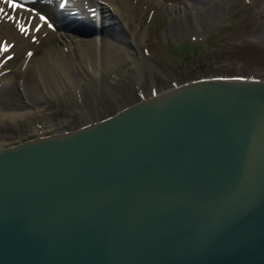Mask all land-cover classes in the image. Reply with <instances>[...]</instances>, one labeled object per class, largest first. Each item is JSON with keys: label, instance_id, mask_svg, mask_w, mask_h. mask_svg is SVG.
I'll return each instance as SVG.
<instances>
[{"label": "water", "instance_id": "95a60500", "mask_svg": "<svg viewBox=\"0 0 264 264\" xmlns=\"http://www.w3.org/2000/svg\"><path fill=\"white\" fill-rule=\"evenodd\" d=\"M0 264H264V79L193 78L0 147Z\"/></svg>", "mask_w": 264, "mask_h": 264}, {"label": "rangeland", "instance_id": "374dc122", "mask_svg": "<svg viewBox=\"0 0 264 264\" xmlns=\"http://www.w3.org/2000/svg\"><path fill=\"white\" fill-rule=\"evenodd\" d=\"M158 2L159 9L149 8L146 3L141 11L134 12L129 19L131 22L126 25L128 30L136 32L139 44L136 63L128 58L116 62L119 65L108 66L99 75H82L70 70L76 84L74 87L67 84L60 93L50 98L42 97L38 105L44 110V115L40 113L31 114L29 118H14L0 114V147L39 134L80 126L139 98L200 76L264 79V0ZM93 3L96 4V0H88L87 8L94 6ZM212 5H218L213 14L200 19L199 14ZM95 10L92 8V11ZM17 20L23 23L22 18L13 17L12 24L20 28L22 25H18L20 21L17 23ZM178 20H183L182 23L187 26L192 25V28L177 32L175 26ZM95 22L101 26L97 32L93 31L95 29L78 30L72 27H60L59 31L68 29L74 34L73 40L78 42H85L95 35L111 36L113 21L108 15L100 13ZM56 40L58 44H63L69 42L70 38ZM6 42V39L0 38V47ZM47 46L48 42H42L34 55H41ZM31 49H7V53L10 51L14 54L10 56L13 59L9 58L11 60H8L6 68L19 66L22 57ZM1 58L7 59H4L5 55Z\"/></svg>", "mask_w": 264, "mask_h": 264}, {"label": "bare ground", "instance_id": "6f19581e", "mask_svg": "<svg viewBox=\"0 0 264 264\" xmlns=\"http://www.w3.org/2000/svg\"><path fill=\"white\" fill-rule=\"evenodd\" d=\"M87 2L88 0H17V2L0 0V15L5 13L0 16V38L7 41L0 47L1 115L29 118L31 114H43L44 110L38 105L42 97L50 98L60 93L67 84L73 87L76 84V79L69 73L70 70L82 75L89 73L99 75L116 62L128 58L134 63L138 61L139 44L135 37L136 32L128 30L126 25L131 22L129 19L134 12L141 11L146 3L149 8L157 9L158 0H96V4L93 3L96 15H91V8H87ZM63 6L67 7L66 12ZM217 6H209L199 14V18H208L207 15L213 14ZM45 10L57 21H54V26L49 25L48 20L41 15ZM100 13L108 15L113 21L111 22L113 32L109 37L95 35L87 38L85 42H78L73 40L74 34L68 29L59 31L60 27L70 28L75 25L79 28L95 29L93 31L97 32L101 26L96 24L95 19ZM13 17L22 18V24H25L24 30L16 28V25L13 26ZM18 21L20 20H17V23ZM176 22L177 32L192 28V25L183 24V20ZM57 38H70V40L58 44ZM11 41L13 43H10ZM42 42H48L45 52L39 56L34 55L35 49ZM12 47L19 51L26 47L32 49L22 57L19 66L8 69L6 66L11 59L2 60L1 57L7 53V49H13Z\"/></svg>", "mask_w": 264, "mask_h": 264}]
</instances>
